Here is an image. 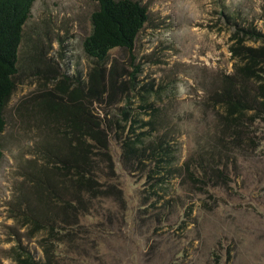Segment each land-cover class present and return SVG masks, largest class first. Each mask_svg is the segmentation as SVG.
<instances>
[{"label":"rangeland","instance_id":"1","mask_svg":"<svg viewBox=\"0 0 264 264\" xmlns=\"http://www.w3.org/2000/svg\"><path fill=\"white\" fill-rule=\"evenodd\" d=\"M140 1L148 20L131 52H110L106 70L115 64L118 86L136 73L137 90L129 93L133 107L142 104L140 86L153 83L146 97L167 109L160 117L173 127L166 139L177 170L152 187L151 165L127 170L110 136L114 166L100 176L101 187L110 191L94 199L70 234L54 244L53 259L56 264H264V113L238 138L242 153L223 159L211 182L192 166L185 168L198 144L219 132L221 103L209 99L210 92L220 90L221 79L245 58V47L261 44L241 27L264 32V0ZM95 8L89 0H35L24 25L15 89L0 133V264H15L12 249L19 239L36 258L43 257L41 235L27 238L29 225H21L26 205L19 197L42 163L37 145L57 138L47 111L65 98H58V82L65 75L73 88L78 73L86 79L91 62L82 41ZM255 83L264 86V79ZM104 84L109 95L108 75ZM124 97L118 92L100 108L115 111ZM230 135L223 138L232 146Z\"/></svg>","mask_w":264,"mask_h":264},{"label":"trees","instance_id":"2","mask_svg":"<svg viewBox=\"0 0 264 264\" xmlns=\"http://www.w3.org/2000/svg\"><path fill=\"white\" fill-rule=\"evenodd\" d=\"M34 1L0 0V133L6 124L5 106L15 89L24 25L31 16ZM89 1L95 3L96 8L90 15L91 30L83 38L82 49L91 66L84 81L80 73L74 77L73 88L68 87L65 75L58 82L57 89L61 92L58 98H65L47 111L48 119L50 117L55 124L51 133L57 138L37 145L35 151L42 163L32 172L27 192L19 197V204L23 206L25 202L26 205L20 212L21 225H29L27 238L41 235L37 242L43 257L36 258L19 239L12 249L15 264H56L54 244L70 234L69 228L78 222L94 199L109 193L110 189L101 187L104 184L100 176L105 174V169L112 171L114 166L109 150L110 136L118 143L120 161L127 170L143 169L147 163L151 165L147 174L148 179L153 180L152 187L157 186L156 180L171 177L177 170L174 149L166 139L173 127L160 117L167 109L163 108L164 113L162 107L146 97L153 83L140 86L138 94L142 104L133 107L129 93L137 90L136 73L132 72L129 80L118 86L114 79L115 64L106 70L112 50H133L137 35L148 20L147 6L140 0ZM241 28L245 35L260 40L261 44L245 47V58L234 65L232 74L221 79L220 90L210 92L209 99L221 103L222 113L217 114L216 121L219 132L216 139L207 141L206 145L198 144L185 162L186 169L192 166L209 182L215 171L220 170L223 159L235 151L242 153L238 138L249 132L248 123L254 121L253 118L264 113V86L255 83L264 79V32L252 26ZM236 49L231 47L235 53ZM107 75L109 95L104 84ZM118 92L125 95L122 106H115L112 112L106 107L100 108L101 104H109ZM93 103L98 106L94 107ZM248 112L253 116H248ZM141 114H148L150 118L144 120ZM225 134H231L237 149L223 138ZM2 156L0 143V160ZM188 174L191 176L192 171Z\"/></svg>","mask_w":264,"mask_h":264}]
</instances>
